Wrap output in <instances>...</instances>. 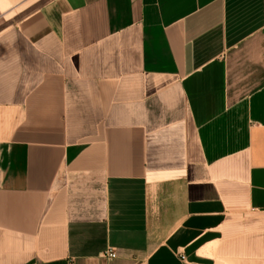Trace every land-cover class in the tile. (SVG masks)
I'll return each mask as SVG.
<instances>
[{
	"label": "crops",
	"instance_id": "1",
	"mask_svg": "<svg viewBox=\"0 0 264 264\" xmlns=\"http://www.w3.org/2000/svg\"><path fill=\"white\" fill-rule=\"evenodd\" d=\"M0 264H264V0H0Z\"/></svg>",
	"mask_w": 264,
	"mask_h": 264
},
{
	"label": "built area",
	"instance_id": "2",
	"mask_svg": "<svg viewBox=\"0 0 264 264\" xmlns=\"http://www.w3.org/2000/svg\"><path fill=\"white\" fill-rule=\"evenodd\" d=\"M103 255L106 257V258H111L113 257L115 254L113 252V250L111 248H107L104 252H103Z\"/></svg>",
	"mask_w": 264,
	"mask_h": 264
}]
</instances>
